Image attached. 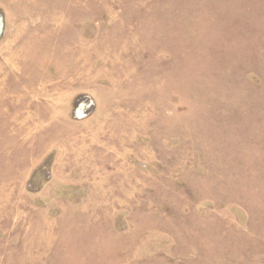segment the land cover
<instances>
[{"label": "rangeland", "instance_id": "1", "mask_svg": "<svg viewBox=\"0 0 264 264\" xmlns=\"http://www.w3.org/2000/svg\"><path fill=\"white\" fill-rule=\"evenodd\" d=\"M0 264H264V0H0Z\"/></svg>", "mask_w": 264, "mask_h": 264}]
</instances>
